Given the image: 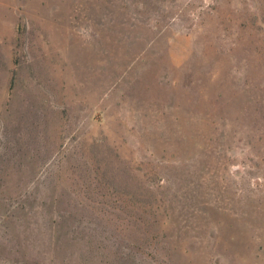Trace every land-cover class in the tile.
Listing matches in <instances>:
<instances>
[{
    "label": "rangeland",
    "instance_id": "rangeland-1",
    "mask_svg": "<svg viewBox=\"0 0 264 264\" xmlns=\"http://www.w3.org/2000/svg\"><path fill=\"white\" fill-rule=\"evenodd\" d=\"M0 264H264V0H0Z\"/></svg>",
    "mask_w": 264,
    "mask_h": 264
}]
</instances>
